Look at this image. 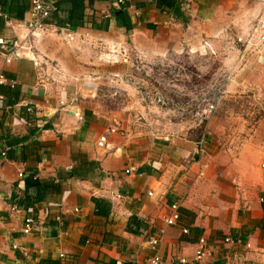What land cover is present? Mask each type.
Segmentation results:
<instances>
[{"label":"crops","instance_id":"obj_1","mask_svg":"<svg viewBox=\"0 0 264 264\" xmlns=\"http://www.w3.org/2000/svg\"><path fill=\"white\" fill-rule=\"evenodd\" d=\"M124 1L128 34L111 16L118 0H84L82 27L48 21L38 31L26 27L27 12L23 20L9 18L0 2V75L15 83L0 88V264H147L154 255L164 264H264V150L241 146L233 159L235 147L208 136L205 154L196 155V144L184 137L128 131L103 107L93 57L129 35L140 47L145 37L177 47L183 33L191 53L246 28L263 44L264 0H182L185 23L156 0ZM61 9L63 18L68 6ZM115 126L125 134L108 135L99 147ZM131 167L135 173L127 174ZM174 202L179 220L166 227ZM96 207L108 214H96ZM28 215L42 224L40 233L22 234ZM227 237L241 241L236 253L224 244ZM151 238L159 239L155 248ZM200 238L218 250L196 262ZM235 254L242 259L234 263Z\"/></svg>","mask_w":264,"mask_h":264},{"label":"rangeland","instance_id":"obj_2","mask_svg":"<svg viewBox=\"0 0 264 264\" xmlns=\"http://www.w3.org/2000/svg\"><path fill=\"white\" fill-rule=\"evenodd\" d=\"M245 29L238 36L230 29L212 46L191 53L183 33L177 47L152 37L141 40L140 47L129 35L121 46L95 49L103 107L133 133L184 137L196 146L213 136L235 147L233 159L241 146L263 151L264 43L246 36Z\"/></svg>","mask_w":264,"mask_h":264},{"label":"built area","instance_id":"obj_3","mask_svg":"<svg viewBox=\"0 0 264 264\" xmlns=\"http://www.w3.org/2000/svg\"><path fill=\"white\" fill-rule=\"evenodd\" d=\"M118 3L121 5H124L125 1L118 0ZM181 10L184 11L185 13L188 11V6L184 1L181 2ZM54 12H57V7L54 2L49 1V0H30L29 9L25 17V25L30 31L42 30L46 26L45 21ZM0 16L1 17L3 16L1 11H0ZM261 27L264 28V24H262ZM11 60H12L11 58H7L6 62L10 63ZM2 86H8L10 89H14L15 83L13 81L5 79L3 75H0V88ZM4 99H5L4 95L0 91V105H2ZM212 110H213V106L210 105L207 109V112L210 113ZM111 134L124 135L125 133L122 130H120L117 126L110 127L108 128L107 132L102 137L99 138V141L97 143L98 146L102 147L103 145H105L108 135H111ZM206 145H207V142L205 139L200 140L196 146V152H195L196 155L205 154ZM2 156H5V152L2 153ZM261 169L264 170V163L261 164ZM126 173L133 174L135 173V169L131 167L128 170H126ZM17 176L19 179H23L27 175L25 174V172L20 170ZM32 180L34 181L37 180V175L33 176ZM179 208H180V204L177 202H174L170 205L169 216L164 220L166 227L174 226L178 222L179 216H180ZM10 211L13 213L17 212L18 211L17 206L13 205L10 208ZM41 230H42V224L38 222L37 220H34L31 215H28L24 218L23 226L21 229V232L24 236L30 235L32 233H40ZM182 232L183 234H187L188 231L186 229H183ZM159 233L160 235H163L164 229L160 230ZM223 242L226 246H228L229 250L233 251L234 253H236V249L239 250L241 248V241L239 239H232V238L227 237L224 239ZM158 243H159V239H154V238L149 239V245L152 248H155L158 245ZM250 247L251 245L247 243L244 245L242 249L243 251H245V250L250 249ZM15 249H17L23 256L27 255V249L25 247L17 245L15 246ZM217 250H218L217 245L208 246L206 243V240L204 238H200L195 247L194 260L196 262L203 261L211 257L213 253H215ZM241 259H242L241 255L239 254L234 255V263L239 262ZM147 264H164V263L158 255H154L148 260ZM226 264H232V263L228 262Z\"/></svg>","mask_w":264,"mask_h":264},{"label":"trees","instance_id":"obj_4","mask_svg":"<svg viewBox=\"0 0 264 264\" xmlns=\"http://www.w3.org/2000/svg\"><path fill=\"white\" fill-rule=\"evenodd\" d=\"M2 3L1 6L8 5V14L9 18H14L16 20H23L25 12L28 11V6L26 5V0H4L0 1ZM181 2L182 0H156V4L159 8L170 10L175 18L181 19L184 23L187 22V18L185 17V13L181 10ZM56 4V3H55ZM66 5L68 6L67 16L61 17L59 11L61 8ZM117 9L111 12V16L116 18L119 21V27L128 34L132 29V23L129 15L126 12V9L119 4L116 3ZM57 12L52 13L51 18L46 21L45 24L49 21L52 25L63 28L65 26H69L72 28L82 27L84 25V0H62L57 2ZM49 24V23H48ZM96 29L107 30V26L98 27L94 25ZM94 203L98 206L100 201L98 199H93ZM107 205V204H105ZM96 214L98 215H107L108 212L101 211L99 207H96ZM58 264V263H52Z\"/></svg>","mask_w":264,"mask_h":264}]
</instances>
